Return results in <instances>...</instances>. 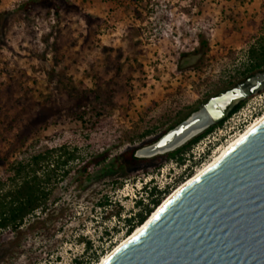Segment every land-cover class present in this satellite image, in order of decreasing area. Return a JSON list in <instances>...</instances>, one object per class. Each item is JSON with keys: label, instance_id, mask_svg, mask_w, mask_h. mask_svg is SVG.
<instances>
[{"label": "rangeland", "instance_id": "obj_1", "mask_svg": "<svg viewBox=\"0 0 264 264\" xmlns=\"http://www.w3.org/2000/svg\"><path fill=\"white\" fill-rule=\"evenodd\" d=\"M262 37L264 0H0V180L8 164L38 153L65 146L77 156L47 215L0 232V264L110 253L128 237L135 201L167 188L162 202L213 160L260 115L264 88L181 165L162 157L117 168L114 158L153 143L228 82L240 84L235 72Z\"/></svg>", "mask_w": 264, "mask_h": 264}, {"label": "water", "instance_id": "obj_2", "mask_svg": "<svg viewBox=\"0 0 264 264\" xmlns=\"http://www.w3.org/2000/svg\"><path fill=\"white\" fill-rule=\"evenodd\" d=\"M263 88L261 72L210 97L134 156L152 158L176 150ZM130 239L99 264H264V123Z\"/></svg>", "mask_w": 264, "mask_h": 264}, {"label": "trees", "instance_id": "obj_3", "mask_svg": "<svg viewBox=\"0 0 264 264\" xmlns=\"http://www.w3.org/2000/svg\"><path fill=\"white\" fill-rule=\"evenodd\" d=\"M201 43L205 45V43ZM195 51L198 52V50ZM185 56L186 54L181 55L182 58ZM177 67L179 69L183 68L181 65ZM261 72H264V37L260 38L255 44L249 46L246 51V60L241 68L236 70L235 75L242 77L240 82L242 83L247 78ZM232 85L231 82H228V86L224 91L229 90ZM217 94L218 93H213L209 95V97ZM243 104L244 102L241 101L235 105L230 110L227 117L236 113ZM192 112L181 116L175 124L166 129L161 135L183 121ZM226 118L222 119L216 125L209 127L172 152L152 158H137L134 156L137 149L135 148L129 152H124L116 156L113 160V165L117 168H123L128 159L134 161H157L162 157L165 158L166 161H174L176 164L181 165L185 161V155L190 151L193 145L211 133L215 128L221 126ZM148 133L150 132H145V135ZM20 145L23 147L24 143L21 142ZM124 157H127V159ZM76 159L77 156L74 150H67L65 146H61L30 156L26 160L15 161L8 164V176L6 180H0V232H6L8 235L12 234L22 228L27 219L35 218L34 222L37 223L41 215H47L49 210V199L56 185L69 175L71 165ZM104 162L105 157L97 161L95 165H101ZM105 170L106 167L104 165L101 171ZM84 171H86V168H84ZM147 191V204H143L141 199L136 200L135 206L139 208V211L133 216L124 219V224L126 225L125 234L128 236L146 221L155 207L160 205L161 197L164 196L168 190L167 188L164 190H157L155 187H152L151 189L148 188ZM110 203L111 200L106 198L103 202H99L98 207L105 209ZM113 231L115 232L116 229L113 228ZM105 235L107 236L108 234L105 232ZM90 248V243L86 242L85 251ZM102 251L103 250L93 252L89 258H77L71 264L99 263L100 258L103 256Z\"/></svg>", "mask_w": 264, "mask_h": 264}, {"label": "bare ground", "instance_id": "obj_4", "mask_svg": "<svg viewBox=\"0 0 264 264\" xmlns=\"http://www.w3.org/2000/svg\"><path fill=\"white\" fill-rule=\"evenodd\" d=\"M264 123V112L262 115H260L254 122H252L244 132L240 133L236 138H234L232 141H230L225 147L221 148L217 155L211 160L208 164H206L204 167H202L200 170H198L195 174H193L190 178L185 180L182 184H180L176 189H174L168 196H166L160 205L151 213V215L146 219V223L143 226L137 227L134 231L133 237L140 234L144 228L151 222V220L158 214V212L170 201L172 200L180 191H182L184 188H186L188 185H190L192 182L197 180L199 177H201L205 172H207L210 168H212L214 165L218 163V161L235 145H237L247 134L258 128ZM133 233V232H132ZM130 237V238H133ZM129 236L125 238L120 244H124L127 240H131ZM119 244V245H120ZM116 246L113 249V252L119 247ZM109 253L106 255L108 256ZM105 257L102 258L104 260ZM99 264V263H98Z\"/></svg>", "mask_w": 264, "mask_h": 264}, {"label": "built area", "instance_id": "obj_5", "mask_svg": "<svg viewBox=\"0 0 264 264\" xmlns=\"http://www.w3.org/2000/svg\"><path fill=\"white\" fill-rule=\"evenodd\" d=\"M262 109H263V110H262V112L260 113V115H262L263 112H264V96H263V102H262ZM260 115H259V116H260ZM259 116H258V117H259ZM258 117L254 118V120H253L252 122H254ZM250 124H251V123H250ZM250 124H248L247 126H244L243 129L240 130V131L238 132V134H236L235 138H236L240 133L244 132L245 129H246ZM231 141H232V140H231Z\"/></svg>", "mask_w": 264, "mask_h": 264}]
</instances>
